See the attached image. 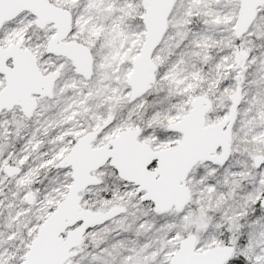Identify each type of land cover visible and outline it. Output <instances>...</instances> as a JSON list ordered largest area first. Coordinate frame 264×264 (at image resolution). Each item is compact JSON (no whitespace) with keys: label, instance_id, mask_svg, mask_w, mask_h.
I'll list each match as a JSON object with an SVG mask.
<instances>
[{"label":"snow or ice","instance_id":"6c2138e0","mask_svg":"<svg viewBox=\"0 0 264 264\" xmlns=\"http://www.w3.org/2000/svg\"><path fill=\"white\" fill-rule=\"evenodd\" d=\"M0 264H264V0H0Z\"/></svg>","mask_w":264,"mask_h":264}]
</instances>
